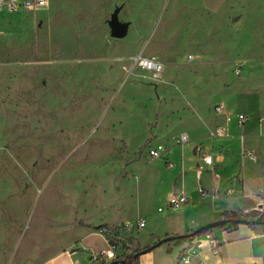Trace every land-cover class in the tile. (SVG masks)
I'll use <instances>...</instances> for the list:
<instances>
[{"label":"rangeland","instance_id":"1","mask_svg":"<svg viewBox=\"0 0 264 264\" xmlns=\"http://www.w3.org/2000/svg\"><path fill=\"white\" fill-rule=\"evenodd\" d=\"M132 2L118 16L130 28L116 38L106 24L81 38L55 7L0 10V257L13 264L73 244L90 215L153 218L166 194L148 145L170 148L182 132L207 141L217 103L247 115L239 161L251 163L253 148L264 163V0ZM133 51L161 56L162 76L130 71ZM257 228L264 238V222ZM119 233L139 249L138 231ZM88 241L93 253L107 247L99 235Z\"/></svg>","mask_w":264,"mask_h":264},{"label":"crops","instance_id":"2","mask_svg":"<svg viewBox=\"0 0 264 264\" xmlns=\"http://www.w3.org/2000/svg\"><path fill=\"white\" fill-rule=\"evenodd\" d=\"M132 1L47 0V5L42 9L49 11L51 7H55V11L67 13L68 18L64 17L63 21L83 39L94 38L104 24L108 27V34L106 35L114 37L109 25L111 16L116 13L118 21L125 24V31L127 32L130 28L131 20H120L118 16L121 15L122 9L133 3ZM84 4H87L90 8L89 11L91 10L90 13H92L90 16H80L79 9ZM101 7H104L106 13L110 15L108 19L106 18L102 21L98 13ZM95 13H97L96 16ZM42 23L43 20L41 19L38 27ZM136 52L133 51L128 56H133ZM93 54L97 56V52ZM85 55L90 54L87 52ZM153 56L161 59V56L157 54ZM227 109L231 113L244 111L242 109L228 108V106ZM215 117L217 121L214 125L220 122V118L217 115ZM240 127L237 124L236 116L232 114L227 135L213 138L207 135L208 140L205 142H197V140L192 142L189 138L186 143H193L192 152L188 149L191 147L189 146L190 144L185 143L186 147L182 146L183 150L180 151L179 148L181 146L172 142L168 152L164 155L165 158L160 159L162 160L160 163L161 176L158 182L162 184V191L166 194L165 198L160 201L161 204L156 208L153 218L152 214L148 212L143 213L141 216L137 215V218L145 220L144 227L149 225L146 235L142 236L138 232L134 237L139 249H143L139 254L138 264H264V238L258 234V223H238L231 229L214 228L208 233L191 235L187 240H178V236H188L189 233L200 226L221 219L224 211H235L247 215L251 210L255 211L257 209V205L260 202L259 192L261 190L264 192V163H255L257 157L255 154L256 150L253 148H248L246 151L248 155L252 153L254 156L252 158L249 155L251 163L244 164L239 161L236 139L243 140L244 138H240L239 133L242 128ZM162 144L166 145L165 143ZM173 145L179 148L175 149ZM197 145H203L202 149L204 151L212 152V167L218 174V178L213 179L210 165L202 162L200 153L196 149ZM242 148L244 149V147ZM158 161L159 159H155L154 163ZM198 163H202L205 168L199 176L197 173ZM192 176L195 179L194 184L189 181ZM247 179H253V181L248 182ZM131 185H129V188ZM198 185L203 187L208 193L206 195L200 194L197 190ZM213 187L219 189L218 195L213 196L211 194ZM227 189L232 190L231 194L225 193ZM177 192L185 193L188 196V201L178 206L169 205V197ZM120 209L115 210L118 211ZM112 213L113 211L111 213L103 212L86 217L84 226L74 229L78 231V234L72 235V237H76L73 244H69L54 254L51 252L46 253L44 256L38 255L37 251L34 250L24 258L21 264H36L37 262L38 264H93L91 255L94 250L88 241L89 236H101L107 244L105 248L107 249L108 243L100 228L103 225H121L129 220V216L110 219L109 217H112L110 216ZM176 236L177 238L175 239L158 244L160 239ZM210 238H214L217 241V253L212 250L209 243ZM47 243H49L47 247H51V241ZM65 244L66 242L64 241L60 245L57 243L59 247ZM74 248H78V250H72ZM116 253L121 254L122 248L117 247ZM181 254L189 255L190 260L187 263L179 262ZM0 264L13 263L9 259L0 257Z\"/></svg>","mask_w":264,"mask_h":264},{"label":"built area","instance_id":"3","mask_svg":"<svg viewBox=\"0 0 264 264\" xmlns=\"http://www.w3.org/2000/svg\"><path fill=\"white\" fill-rule=\"evenodd\" d=\"M47 5V0H0V10L6 9L8 11H18L19 9H26L29 11H37ZM132 61V65L130 66V71L134 68H141L151 72L153 78H159L163 74L164 70V63L153 57L147 56L142 54V52L132 56L130 58ZM215 114L220 117V122L217 123L214 128L210 131L209 137H219L223 135H227L228 133V125L231 121V116L234 114L237 118V124L242 126L247 121V115L244 111H236L235 113H231L227 107L223 103H217L214 106ZM240 138H243L242 134H240ZM189 141V136L187 133L182 132L176 137L173 138V142L175 144L181 145L185 144ZM169 147L162 144L157 143L156 145H148L147 147V156L151 160L155 159H163L165 158L164 155L168 152ZM203 145L196 146L200 153V158L202 162L206 165H210V170L212 172L213 179L218 178V174L214 171L212 167L213 163V155L211 151H204ZM252 158H254L253 154H249ZM205 168L203 167L202 163L197 164V173L198 176L204 171ZM197 190L200 194L206 195L208 191H206L203 187L198 185ZM232 190L227 189L225 191L226 194H231ZM211 194L213 196L219 194V189L217 187H213L211 190ZM259 204L257 205V209L259 211L264 210V192L262 190L259 192ZM188 201V196L183 192H177L172 194L169 197L168 204L171 206H178L186 203ZM145 225V220L143 218H137L133 222H126L121 225L116 226H107L103 225L100 228L101 233L104 235L107 243L108 248L100 252L99 254L93 253L91 255L92 263L93 264H107L108 262L120 258L122 256L128 255L133 253L135 250L131 249V244L124 242L123 238L120 237V233L127 234L131 230H136L139 232ZM209 243L212 247L214 253H217V241L214 238H210ZM121 247L122 253L117 254L116 248ZM190 260L189 255L181 254L179 258V262L187 263Z\"/></svg>","mask_w":264,"mask_h":264},{"label":"trees","instance_id":"4","mask_svg":"<svg viewBox=\"0 0 264 264\" xmlns=\"http://www.w3.org/2000/svg\"><path fill=\"white\" fill-rule=\"evenodd\" d=\"M248 182H252L253 179H247ZM246 206V203H245ZM243 216H249L250 219H244ZM231 219V220H245L247 223H262L264 222V210L259 211L258 209L251 210L247 215H244L240 212L235 211H224L222 213L221 219ZM238 222L232 221L228 223H224L222 225L216 226L214 228H223V229H231L232 227L236 226ZM214 228H208V229H201V230H194L192 231V235H199V234H205L208 233L210 230ZM191 235L188 236H178V240L183 239H189ZM143 251V249L135 250L133 253H130L128 255L122 256L120 258L115 259L117 261V264H138V257L139 254Z\"/></svg>","mask_w":264,"mask_h":264},{"label":"water","instance_id":"5","mask_svg":"<svg viewBox=\"0 0 264 264\" xmlns=\"http://www.w3.org/2000/svg\"><path fill=\"white\" fill-rule=\"evenodd\" d=\"M109 25H110V27L112 29V35L114 37H122L125 34V24L124 23H120L118 21L116 13H114L111 16V19L109 21ZM232 221H235V222H238V223L245 222V220H231V219L222 218V219H218V220L206 223V224L200 226L199 228H197V230L214 228L216 226L222 225L224 223L232 222ZM189 235H192V232L189 233ZM175 238H177V236L176 237H166V238L160 239V241H158V244H160L162 242H165V241H168V240H171V239H175ZM72 250H78V248H74ZM107 264H117V261L116 260H112V261L108 262Z\"/></svg>","mask_w":264,"mask_h":264}]
</instances>
